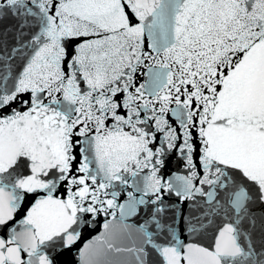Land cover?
Wrapping results in <instances>:
<instances>
[{
  "label": "snow or ice",
  "instance_id": "obj_1",
  "mask_svg": "<svg viewBox=\"0 0 264 264\" xmlns=\"http://www.w3.org/2000/svg\"><path fill=\"white\" fill-rule=\"evenodd\" d=\"M0 264H264V0H0Z\"/></svg>",
  "mask_w": 264,
  "mask_h": 264
}]
</instances>
